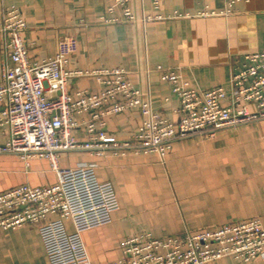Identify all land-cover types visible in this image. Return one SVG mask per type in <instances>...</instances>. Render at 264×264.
Wrapping results in <instances>:
<instances>
[{
  "label": "crops",
  "instance_id": "crops-1",
  "mask_svg": "<svg viewBox=\"0 0 264 264\" xmlns=\"http://www.w3.org/2000/svg\"><path fill=\"white\" fill-rule=\"evenodd\" d=\"M114 1L0 0V15L8 6L21 9L30 60L53 58L61 39L73 40L69 70L123 68L135 88L148 92L153 110L171 122L178 120L179 99L158 68L175 70L190 89L228 90L243 56L264 51V0H160L157 9L152 0H132L137 22L106 23L122 17L118 8L107 11ZM144 16L152 19L143 22ZM7 62L0 37V76ZM85 89L96 93L102 85L92 76L68 81L72 96ZM73 117L75 140L88 141L91 117ZM142 118L131 108L103 116L95 127L119 143L131 142ZM6 140L0 131V144ZM58 166L91 167L97 179L114 186L119 207L111 222L81 234L91 264L118 261L120 243L142 232L167 237L252 218L264 226V118L175 140L163 156L134 148L67 150ZM56 183L48 159L33 157L26 166L20 156L0 153V193L20 184ZM66 226L73 230L70 221ZM0 264H50L38 227L0 229ZM204 264H264V257Z\"/></svg>",
  "mask_w": 264,
  "mask_h": 264
},
{
  "label": "built area",
  "instance_id": "built-area-1",
  "mask_svg": "<svg viewBox=\"0 0 264 264\" xmlns=\"http://www.w3.org/2000/svg\"><path fill=\"white\" fill-rule=\"evenodd\" d=\"M131 1L115 0L107 11L118 8L122 17L106 23L137 22ZM152 5L157 9L160 0H152ZM0 17V37L8 60L0 76V131L7 137L0 153L16 154L26 166L33 157L48 159L57 175L53 185L20 184L1 192L0 229L37 226L50 264H91L81 234L110 223L119 207L113 184L97 179L91 167L60 168V153L134 148L163 156L175 140L199 133L212 135L216 129L264 118V51L243 56L245 64L231 74L228 90L221 85L190 89L175 70L158 68L161 80L171 84L179 99L178 120L171 122L153 110L148 92L135 88L123 68L69 70L68 57L76 50L73 40L61 39L53 58L30 60L21 9L8 6ZM151 19L144 16L142 20ZM78 76L94 77L102 89L96 93L80 90L72 96L68 81ZM131 108L143 116L131 142L119 143L96 129L95 122L103 116ZM74 114L91 117L85 125L86 142L78 143L72 134L78 127ZM66 221L72 223L73 231ZM120 249L121 258L105 264H204L224 257L247 263L264 257V226L252 218L167 237L142 232L124 239Z\"/></svg>",
  "mask_w": 264,
  "mask_h": 264
},
{
  "label": "rangeland",
  "instance_id": "rangeland-1",
  "mask_svg": "<svg viewBox=\"0 0 264 264\" xmlns=\"http://www.w3.org/2000/svg\"><path fill=\"white\" fill-rule=\"evenodd\" d=\"M73 231V230H72Z\"/></svg>",
  "mask_w": 264,
  "mask_h": 264
}]
</instances>
